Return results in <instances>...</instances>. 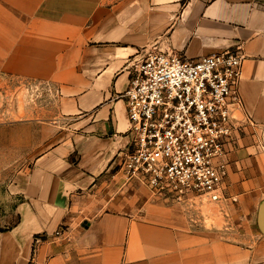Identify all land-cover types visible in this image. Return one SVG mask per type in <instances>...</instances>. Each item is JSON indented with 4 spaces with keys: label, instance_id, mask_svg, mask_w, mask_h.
<instances>
[{
    "label": "crops",
    "instance_id": "0c3cea01",
    "mask_svg": "<svg viewBox=\"0 0 264 264\" xmlns=\"http://www.w3.org/2000/svg\"><path fill=\"white\" fill-rule=\"evenodd\" d=\"M152 48L245 56L227 199L201 222L119 166L121 95ZM16 84L46 97L19 98L17 120L62 127L7 185L0 264H264V0H0V95Z\"/></svg>",
    "mask_w": 264,
    "mask_h": 264
},
{
    "label": "built area",
    "instance_id": "2783aa9c",
    "mask_svg": "<svg viewBox=\"0 0 264 264\" xmlns=\"http://www.w3.org/2000/svg\"><path fill=\"white\" fill-rule=\"evenodd\" d=\"M244 59L238 48L194 60L152 48L133 63L121 95L130 139L119 166L128 182L171 201L227 199Z\"/></svg>",
    "mask_w": 264,
    "mask_h": 264
},
{
    "label": "rangeland",
    "instance_id": "374dc122",
    "mask_svg": "<svg viewBox=\"0 0 264 264\" xmlns=\"http://www.w3.org/2000/svg\"><path fill=\"white\" fill-rule=\"evenodd\" d=\"M17 85L12 86L9 94L0 95L3 104L0 106V229L11 227L17 221L15 205L19 198L7 194L8 183L17 171L30 166L35 156L49 147L51 143L44 140L51 138L62 127L50 129L35 124V121L17 120L14 111L19 98H26L31 107L35 104L39 106V102L46 98L39 89L30 86L26 87V95H21ZM185 204L193 222L216 212L215 204L211 202L191 200Z\"/></svg>",
    "mask_w": 264,
    "mask_h": 264
}]
</instances>
